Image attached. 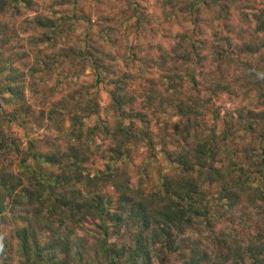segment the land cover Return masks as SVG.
Masks as SVG:
<instances>
[{
  "label": "trees",
  "instance_id": "trees-1",
  "mask_svg": "<svg viewBox=\"0 0 264 264\" xmlns=\"http://www.w3.org/2000/svg\"><path fill=\"white\" fill-rule=\"evenodd\" d=\"M159 1L170 8L181 1L184 8L179 9L180 14H184L183 9L187 10L193 24L203 18L201 12L208 9V6L214 4L215 8V5H220L221 13L226 6L219 0ZM74 2L0 0V45L4 46V50L0 51V221L6 222L5 215L11 213L16 216V220L29 222L31 218L28 215L19 213H29L30 209L17 208L25 203L34 209V223L38 224L36 229L29 224L16 229L20 263L155 264L149 248L151 250L154 244L159 243L164 253L158 257L157 264H165L167 261V264H173L167 256L172 251L181 264H264L263 220L253 223L254 230L246 237H220L216 252L203 250L197 253L192 246L189 255L188 251L185 253L187 244L182 243L183 239H187L184 238L185 230L199 219L208 221V216L217 210L216 204L220 212L226 211L223 213L229 212L232 216L229 210L245 198L264 217V205H259V202L264 203V109L260 113L253 112V115L244 114V120L240 113L238 119L225 115V133L223 131L221 138L215 133L210 137H197L198 132L208 125L205 116L209 112L214 113L212 93L219 88L237 85L264 104V8L254 13L255 27L248 38L242 39V43L237 46L238 50L219 53L214 69L209 72L198 71L194 67L202 64L203 56L197 49L192 33L187 34L186 29L176 33L179 40L167 35L169 43L156 45V58L154 54L141 53L140 44L135 40L125 46L123 51H120L121 45L114 43L121 40L116 34L120 24L122 30L130 27L128 19L127 26L120 20L116 28L110 23L98 22L96 34L112 43L115 51L122 52L124 62L137 65L141 73L153 66L161 71L169 95L165 98L167 102L159 97L157 104L163 107L168 104L177 114L186 116L189 128L192 127L194 133L193 139L186 143L191 148L185 147L184 151H178L177 147L173 150L164 149L168 166L159 169L155 179L156 189L144 196L137 193L142 189H133L124 170V163L132 162V147L139 140H145L149 144L150 155L153 154L154 144L149 135L151 117L136 106L137 96L129 88L137 75L123 68L112 67L113 50L105 49L92 37L90 26L80 33L76 32V22L80 18L89 22L90 18L83 12L59 8L60 5ZM127 2L135 5L133 13L136 21L130 28L137 24L149 25L148 17L138 13L136 2ZM33 4L44 12L28 19V27L25 29L33 27L35 31L29 34L27 40L21 39V42L11 29L12 17L7 15V10H13L16 15L20 8L31 7ZM38 6L35 7L37 11ZM207 13L206 18L211 24H218L223 18L215 14V9ZM225 13L227 18L228 11ZM177 14L170 9L164 17L177 20ZM75 33L77 37L73 44L60 46L63 40ZM232 54L234 56L229 57ZM79 56L91 66L94 83H85L75 92L72 83H77L79 77ZM57 65L65 66L66 71L62 72L63 80L58 82L60 85L51 88L59 97L50 104L49 114L54 113L59 125H63L65 120L69 121L65 133L68 151L62 150L60 144L56 145L53 152L43 151L37 148L34 139H29L25 148L9 128L12 124L26 126L29 123V117H33L34 111L27 100L26 89L32 88L36 93L41 90L35 77L50 72ZM104 80L111 87L108 90V109L115 121L111 125L106 119H101L93 126H85L82 117L97 112L99 103L95 99V91L97 84ZM208 81L210 86L207 87ZM149 92L147 99L148 104H151L155 99L151 96L157 94L155 89ZM148 104L145 107L150 108L152 105ZM40 111L44 112L42 109ZM209 130L212 131V127ZM92 135L108 138L111 135V138L109 146L100 144L92 149L95 152L97 148L103 149L102 152L108 158L105 169H97L90 176L81 171L87 160L81 147L90 143L89 138L94 144ZM104 140L107 142V138ZM14 154L19 159L15 165L9 158ZM5 160L8 161L5 163ZM217 161L222 163L219 167L214 165ZM51 166H55L57 171L50 169ZM141 174L143 177L148 175L144 166ZM74 180H84L85 185L94 191L93 194L81 195L77 189L68 190L69 182ZM213 181H219L221 187L209 198V186ZM101 183H111L117 194L115 199L111 194L97 192ZM44 209L46 213L43 215ZM245 213L249 214L248 209ZM87 218L93 219L91 223L97 229L98 235L93 238L95 242L88 243V235L84 234L72 238L70 228L64 231L60 229L62 225L66 227L67 222L85 223ZM137 222L142 225L135 230L134 246L131 243L123 246L109 241L111 227L115 228L114 232L124 235L125 231L126 234L130 233V226ZM143 229L146 231L145 238L141 237ZM37 231L45 232L42 239ZM148 232L150 241L146 237ZM125 251L129 259L125 257L126 260H123ZM5 252L0 250V264H6L9 259L4 255Z\"/></svg>",
  "mask_w": 264,
  "mask_h": 264
},
{
  "label": "rangeland",
  "instance_id": "rangeland-1",
  "mask_svg": "<svg viewBox=\"0 0 264 264\" xmlns=\"http://www.w3.org/2000/svg\"><path fill=\"white\" fill-rule=\"evenodd\" d=\"M74 3H68L64 5H60L59 8L61 10L69 9L70 11H75L77 13L83 12L86 17L90 18V21L80 18L78 23L76 22V32L80 33L84 28L90 26L89 32L93 38L105 49H112L111 55L113 56L111 59L112 67L114 68H123L129 73L137 75L135 80L130 83L129 88L134 96H137V104L138 108L146 111L148 115L151 117V130L150 137L153 141V154L150 155V150L148 149L149 144L145 140H139L136 145L132 147L131 152V160L130 163H124V170L126 175L129 177L130 184L138 191L142 189L143 191L137 192L140 195H147L152 189H156L155 179L157 177L158 171L160 168H166L168 165L167 158L164 155L163 151L173 150V148L177 147L178 151H184V148H191L187 146V142L193 139V131L189 128V123H187L186 116H181L177 114L175 110L166 104L163 107L157 104V99L162 97L164 101H166L168 97V93L165 89L166 82L161 78V71L153 66L147 67L143 73L140 72L141 69L137 67V65L133 63L124 62L122 52H118L114 50L112 47V43L105 41L104 39L99 38L96 34L98 31V22L100 23H110L115 28L118 26L120 20H123L124 25L127 26V21L129 22V26L136 21V15L133 13V6L131 3H128L127 0H74ZM136 3V7L138 8V13H142L148 17L150 20L149 25L145 24H137L132 28L126 27V30H122L120 24V28L118 32H116L117 36L119 35V42H114L117 46L121 45L122 48L120 51H123L125 46H128L131 41L135 40L140 44V50L142 52H148L156 55V45L159 43H169L170 38L167 35L176 38L179 40L178 33L182 29L187 30V34L192 33V38L196 40V45H198L197 49L199 53L203 56L202 64L199 66H194L198 71L202 70L203 72H209L214 69L215 60L218 58V54L227 51V52H235L237 51V46L242 43V39H246L249 37V34L255 27V18L254 13H256L260 8H264V0H233L234 2H230V0H219L223 2L226 6L223 8L224 12L221 13L220 5L214 4L208 6V9H203V18H199L195 24L190 22V16L187 13V10H182L183 15L180 14L179 9L184 8L181 1H177L175 7L170 8L162 5L159 0H134ZM73 2V1H72ZM34 6L20 8L18 10V14L14 15V11L9 9L7 10V15L11 20L10 25H12V31L16 33V37L21 40H27L29 34L34 32L33 27H28V19L33 17L35 14L43 13V9H41L38 5L33 4ZM38 6V11L35 7ZM173 10V12H177V20L167 19L165 16V12L169 10ZM215 9V14L223 17L222 20H219L218 24H211L212 22L206 18L208 13H211L212 10ZM228 11V16H224ZM221 13V15H220ZM186 16L184 19L183 16ZM110 19V20H109ZM128 19V20H127ZM127 20V21H126ZM183 22V24H181ZM185 25V26H183ZM39 30V29H36ZM77 33L70 36L68 39L63 40L60 43V46L73 44L75 38L77 37ZM114 33V32H113ZM115 34V33H114ZM115 34V35H116ZM259 35V34H258ZM176 36V37H175ZM22 42V40H21ZM121 43V44H120ZM80 45V44H78ZM25 46V45H24ZM4 46L0 45V51L4 50ZM51 48H45L44 50H50ZM10 51V50H9ZM234 56L229 55V57ZM78 61L81 64H78L79 77L77 83L73 82L72 87L75 88V92L80 90L83 84H91L94 83V73L91 69V66L86 61H83L82 57L79 56ZM19 63V61H16ZM31 65V64H30ZM224 65V63H223ZM51 71L48 73L43 72L40 75H35V81L39 84V88L41 90H37L36 93L34 89H26V97L29 101L30 105L33 107V117H29V123L26 126H19L17 124H12L9 128V131L14 135L18 142L22 144L23 147L26 148L27 142L29 139H34V144L37 145V148L43 151H52L56 145L60 144L61 149L68 151L67 149V138H65V133L67 130V125L69 123L68 120L63 121V125L57 121V117H54V113L49 114V106L52 105L58 99V93L51 91V88L57 85L63 80L62 72L66 71V67H62L61 65H57L56 68L53 66ZM230 73V71H228ZM139 74V75H138ZM108 77V75H107ZM210 77V76H208ZM59 82V83H58ZM60 85V84H59ZM207 87L210 86V82H206ZM212 87V85H211ZM110 85L104 80L103 82H99L97 84V91H95V99L99 103V107L97 108V112L89 114L88 116H83L82 121L85 126H93L95 123H99L101 119H106L108 124L114 123V118L111 117V110L108 109L109 105V92ZM93 89V88H92ZM155 89L156 96L155 99L152 100L153 103L148 104L147 96L150 95L149 90ZM209 94V90H208ZM212 101H213V110L214 113L207 114L205 117L208 120V125L201 129L198 132L197 137L205 138L207 136H212V133L219 138L222 135L225 129L224 116L232 115L234 119H238V116L241 114L242 120H244V114L253 115L254 113L261 112L264 109V104L252 95V93L245 92V90L238 88V86H229L228 88H219L215 92L212 93ZM166 98V99H165ZM167 102V101H166ZM165 103V102H164ZM146 104L152 105L149 107H145ZM154 108L156 112L154 111ZM44 110L41 112L40 110ZM240 113V114H239ZM112 114H114L112 112ZM115 115V114H114ZM212 117V118H211ZM215 117V119H213ZM125 122H128L125 119ZM243 123V121H242ZM257 123V122H256ZM255 123V124H256ZM254 124V123H253ZM244 124L241 126V130L243 129ZM212 127V131L209 129ZM85 128V127H84ZM240 130V131H241ZM189 131V133H188ZM210 131V132H209ZM225 133V131H224ZM93 136V135H92ZM87 137L86 139H88ZM94 144L91 143V139L89 138V144L86 146L82 145L83 148L82 153L87 156V160L83 163L82 174H89L93 176L96 173V170H104L107 155L102 152L103 149L97 148L98 151H94L97 145L106 144L109 146V141L111 138L103 135H94ZM104 138H107L104 140ZM88 141H86L87 143ZM105 147V146H104ZM17 155H11L9 158L13 160V164H17L19 161L16 158ZM223 157V156H222ZM8 160H5V163ZM145 162V163H144ZM222 163L215 162L214 165L219 167ZM145 167L148 171V175L143 177L141 174V168ZM171 168V166H170ZM169 168V169H170ZM50 169L57 171L55 166H51ZM209 169V168H208ZM204 182V181H203ZM87 184V183H86ZM111 184V183H110ZM108 183L100 184V187L97 188V192H105L106 194H111L112 198L115 199L116 191L113 189V186ZM207 187V186H206ZM221 187L219 181H213L211 186H209V198L214 196V191H217ZM80 191L81 195H91L93 194V190L88 185H85L84 180L82 182L79 180H74L69 182L68 190ZM243 202H238L234 208L230 209L233 213L231 216L229 212L223 213L226 211L220 212V207L216 204L215 207L217 210H214L212 214L208 216V221L206 220H198L196 224L192 227H189L184 232V238L182 243H186L187 247L185 253L190 255L192 246L195 247V251L197 253H201V251L206 250L208 252H216L218 251V243L221 242L220 237H233L236 235L237 237H246L251 231L254 230V224L258 221H264L263 215L259 213V210L255 208L253 204H251L245 198L242 199ZM35 205V204H34ZM261 207L264 205L263 202H259ZM20 210L30 209L29 213H23L22 211L19 213L20 215H28L31 220L27 222L26 220H22V217H19L21 220H16V216H13L11 213H7L5 215V221H0V250L6 251L5 256L9 257L6 264H21L19 258L18 251V242L16 241V229L21 228L23 225H32L35 229L37 225L34 223V209L30 208V205L21 204L17 206ZM248 209V215H246V211ZM220 212V216L217 213ZM46 213V209L43 211V215ZM33 215V216H32ZM231 217V219H230ZM137 220V218H136ZM4 221V220H3ZM16 221V222H14ZM93 219L87 218L85 223H66L65 226H60L62 231L69 230L71 231V237H78L77 235H88L87 242L91 243L95 242L93 239L94 236L98 235L96 227L91 223ZM43 224V223H39ZM142 223H132L130 226L131 232L124 235L119 234L115 231V228H110L109 241L117 242L123 246H129V244H133L136 241L135 239V230L141 227ZM65 228V229H64ZM45 232L40 233L37 231V235L40 239L43 238ZM146 231L143 229L141 237L145 238ZM148 240L150 241V234L147 233ZM148 241V244L150 243ZM92 246V244H91ZM149 248V246H148ZM152 248V247H151ZM153 249V250H152ZM150 251L152 261L157 264L158 257L162 256L164 253V249L160 246L159 243L154 244L153 248ZM123 260L129 259V255L127 251L124 253ZM153 255V256H152ZM168 258L173 264H181L179 259L172 251L167 254ZM188 256V255H187ZM165 262V264H167Z\"/></svg>",
  "mask_w": 264,
  "mask_h": 264
}]
</instances>
